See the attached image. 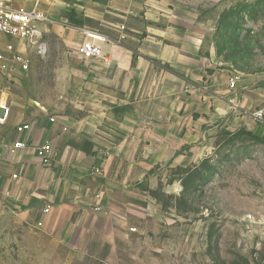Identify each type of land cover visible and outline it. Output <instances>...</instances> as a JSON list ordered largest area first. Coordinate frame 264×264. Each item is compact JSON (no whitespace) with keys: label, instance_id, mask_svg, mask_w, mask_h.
Instances as JSON below:
<instances>
[{"label":"crops","instance_id":"obj_1","mask_svg":"<svg viewBox=\"0 0 264 264\" xmlns=\"http://www.w3.org/2000/svg\"><path fill=\"white\" fill-rule=\"evenodd\" d=\"M95 4L102 10L85 14L90 24L64 19L44 26L61 42L53 99L7 106L0 124V220L16 219L55 239L117 215L121 183L175 164L206 128L264 136V119L249 115L261 107L264 87L242 79L229 88L228 71L202 53L190 14L164 0ZM87 34L99 38L102 57L78 56ZM23 124L30 129L17 133ZM45 141L52 148L47 163L35 153ZM15 142L25 146L11 152ZM95 206L110 215L94 213Z\"/></svg>","mask_w":264,"mask_h":264},{"label":"rangeland","instance_id":"obj_2","mask_svg":"<svg viewBox=\"0 0 264 264\" xmlns=\"http://www.w3.org/2000/svg\"><path fill=\"white\" fill-rule=\"evenodd\" d=\"M96 1L49 0L42 10L83 27L90 9L102 10ZM164 1L199 25L214 67L264 87V0ZM44 33L46 55L29 54L26 73L0 70L1 104L53 99L61 42ZM14 43L0 34V52ZM205 133L175 164L121 183L118 214L69 239L1 219L0 264H264V136L228 125Z\"/></svg>","mask_w":264,"mask_h":264},{"label":"built area","instance_id":"obj_3","mask_svg":"<svg viewBox=\"0 0 264 264\" xmlns=\"http://www.w3.org/2000/svg\"><path fill=\"white\" fill-rule=\"evenodd\" d=\"M49 0H0V34L15 41L14 45H7L5 52H0V70L5 74L26 73L29 70V54L43 58L46 55L47 47L44 41V26L51 23L42 5ZM99 38L90 34L77 49V54L82 59H93L102 57V52L97 44ZM242 81L241 77L232 75L228 80V86L235 89ZM234 106V104H231ZM9 107L5 103H0V124L7 121ZM256 121L264 119V100L261 107L249 114ZM51 122L54 119H50ZM30 129L29 125L23 124L16 127L17 133H22ZM25 146L22 142H15L11 146V152ZM51 144L45 141L36 148L37 157L47 163L51 157ZM15 179L16 175H12ZM93 212L109 216L110 211L102 209L100 206L93 207ZM48 210L45 209L46 213Z\"/></svg>","mask_w":264,"mask_h":264}]
</instances>
